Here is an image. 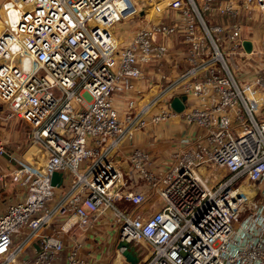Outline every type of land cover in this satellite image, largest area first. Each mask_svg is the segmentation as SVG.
Segmentation results:
<instances>
[{
	"label": "built area",
	"instance_id": "2783aa9c",
	"mask_svg": "<svg viewBox=\"0 0 264 264\" xmlns=\"http://www.w3.org/2000/svg\"><path fill=\"white\" fill-rule=\"evenodd\" d=\"M147 3L153 16L120 41L113 26ZM0 9V105L30 127L14 149L0 135V183L22 189L0 207V264H86L71 234L104 215L139 245V264H264V69L241 79L227 60L255 53L244 31L264 27V0ZM170 121L184 132L167 155L136 145ZM150 196L162 199L154 210Z\"/></svg>",
	"mask_w": 264,
	"mask_h": 264
},
{
	"label": "crops",
	"instance_id": "0c3cea01",
	"mask_svg": "<svg viewBox=\"0 0 264 264\" xmlns=\"http://www.w3.org/2000/svg\"><path fill=\"white\" fill-rule=\"evenodd\" d=\"M4 12L0 10V13ZM252 23V22H250ZM2 25H0V30ZM255 31L254 34H256ZM121 106V102L118 103ZM2 110H0L1 112ZM2 113V112H1ZM3 114V113H2ZM4 117V116H3ZM20 119L17 117L8 118L6 115L3 120L0 121V125L3 124H13L14 122H18ZM3 130V127H0ZM158 139L153 144H148L146 139L138 134L135 138L136 145L142 148L151 149L155 155L159 157H164L169 153L172 145L175 143L176 134L178 136L182 135L183 125H179L173 127L172 125H168L166 123H160L158 125ZM10 133L7 131H2L1 135L6 139V141H14L15 136H17L16 132ZM176 131V132H175ZM8 133V136H7ZM10 138L12 140H10ZM4 159L0 156V168H3ZM22 189L10 179H7L5 182L0 183V207L3 204L4 199H18L20 198V193ZM155 200V206H160L161 203L156 200L154 196H150L148 204ZM153 205V206H154ZM103 220L99 223H96L95 227L85 232H81V230H77L71 234L72 238L69 240V243H73L75 240H78L83 244V255L86 258V264H122V258L124 257L120 250L117 248V242L119 240L118 230L112 226L110 219L108 216L104 215ZM36 243V242H35ZM32 249L31 245L29 249ZM122 257V258H121ZM124 259V258H123ZM121 260V262L119 261ZM124 262V261H123Z\"/></svg>",
	"mask_w": 264,
	"mask_h": 264
},
{
	"label": "rangeland",
	"instance_id": "374dc122",
	"mask_svg": "<svg viewBox=\"0 0 264 264\" xmlns=\"http://www.w3.org/2000/svg\"><path fill=\"white\" fill-rule=\"evenodd\" d=\"M0 10L3 11V9H0ZM151 13H152L151 4L147 3V5L144 7L143 11H141V13L139 15H137L136 17L127 18V19H124V20L117 22L113 26V33L119 38L120 41L128 40L131 37L134 29L136 27H138L141 23H143L146 14L149 16V15H151ZM2 15H3V12L0 13V25L3 24L2 20H1ZM151 16H153V15H151ZM254 33H255V29L249 30L247 28L244 31V35L253 34V37L255 38V41H256V44H255L256 48L255 49L256 50H255L254 54L244 55L242 57H239L238 59L234 58L232 56H229V55L227 56V60L231 66V69L241 79L249 77L252 74L262 72V70L264 69V27L263 28L259 27L257 32H256V35ZM2 109H4V108L0 105V110H2ZM1 112H0V121L4 119L5 114L7 113V110H5V111L2 110ZM166 124H168L170 126L172 124H176V121H170ZM0 127H3V130L0 129V135H1L2 131H7L8 133H10V130H12L11 133L14 131L17 134V136H15L14 141H11V142L6 141V139L4 137H2V135H1V137L4 139L6 145L9 149H14V148H16V146L19 143L27 141V136H28L27 134H28L30 127L26 122L19 120L18 122H14L13 124L8 123V124L0 125ZM8 133H7V136H8ZM10 140H12V139L10 138ZM31 147H35V150L31 152V156L34 157V160H35L36 159L35 158V152H38V150L36 149L37 146L34 145ZM83 165H85V162L83 163ZM206 170H207V168H206ZM143 189H145V191H148V186L143 185ZM58 191H59V188H58ZM156 200L158 202L162 201V199H160V198L156 199ZM116 203L121 205V206L123 205V202L120 200L116 201ZM155 205L151 208V210L155 209ZM123 258H122V262H121V260H119V261L122 264H129V262H127L125 260V258L124 259Z\"/></svg>",
	"mask_w": 264,
	"mask_h": 264
},
{
	"label": "water",
	"instance_id": "95a60500",
	"mask_svg": "<svg viewBox=\"0 0 264 264\" xmlns=\"http://www.w3.org/2000/svg\"><path fill=\"white\" fill-rule=\"evenodd\" d=\"M156 38V36H155ZM243 45L247 52H251L253 49V41L250 38H245L243 40ZM187 95H175L171 100V106L178 112L182 111L185 108V100ZM62 181V173L54 171L52 175V184L58 185ZM117 248L120 250L121 254L124 256L125 260L129 264H139L141 260V248L138 244L127 239L126 237L120 238L117 242Z\"/></svg>",
	"mask_w": 264,
	"mask_h": 264
},
{
	"label": "bare ground",
	"instance_id": "6f19581e",
	"mask_svg": "<svg viewBox=\"0 0 264 264\" xmlns=\"http://www.w3.org/2000/svg\"><path fill=\"white\" fill-rule=\"evenodd\" d=\"M37 149V148H36ZM35 150V147H31L28 154H31L32 151ZM38 150V149H37Z\"/></svg>",
	"mask_w": 264,
	"mask_h": 264
}]
</instances>
